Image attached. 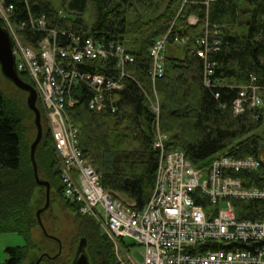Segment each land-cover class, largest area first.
Segmentation results:
<instances>
[{
	"label": "trees",
	"instance_id": "16d2710c",
	"mask_svg": "<svg viewBox=\"0 0 264 264\" xmlns=\"http://www.w3.org/2000/svg\"><path fill=\"white\" fill-rule=\"evenodd\" d=\"M6 3L14 5L12 22L18 28L25 25L19 35L28 47L37 49L44 37L30 23L31 9L35 19H45L48 28L57 32L63 45L73 43L70 37L80 38L82 44L93 38L108 48L120 46L133 58L134 63L127 64L124 72L117 67L115 56L80 66L82 74H100L111 81L125 74L124 85L122 90L105 92L104 108L98 111L90 108L94 91L77 82L72 90L76 103L66 110L78 132L84 160L100 177L102 188L124 204L142 210L150 201L160 164V152L155 148L160 134L167 136V151L182 152L205 174L223 157L262 160L264 0H59L58 7L54 0H40L38 5L25 0ZM90 7L93 19L88 25L84 16ZM193 17L196 24L189 23ZM163 38L167 39L164 74L154 79L151 51ZM179 48L184 49L183 58L169 56V49ZM202 52H206L205 59L200 57ZM20 76L32 85L30 77ZM251 85L260 91L263 106L252 108L254 94L249 91L242 112L236 114V101L243 88ZM18 92L24 99L6 96L0 89V235H22L29 246L8 249L4 264H25L29 257L34 262L42 258L43 264H73L81 239L87 241L90 264H120L115 244L100 221L81 215L80 205L65 197L62 164L45 124L35 160L39 178L51 186L47 212L52 201H58L74 217L76 233L65 258L64 247L60 253L59 243L49 237L43 236L38 244L32 242L33 231L40 228L37 213L46 205V188L38 185L31 159L37 135L35 117L27 107L26 94ZM151 103L158 105V115ZM38 107L45 123L40 101ZM261 162L257 171L226 176L241 179L246 189H263ZM204 203L206 207L207 201ZM233 205L239 220L264 222V202Z\"/></svg>",
	"mask_w": 264,
	"mask_h": 264
},
{
	"label": "built area",
	"instance_id": "2783aa9c",
	"mask_svg": "<svg viewBox=\"0 0 264 264\" xmlns=\"http://www.w3.org/2000/svg\"><path fill=\"white\" fill-rule=\"evenodd\" d=\"M25 1L33 5L40 2ZM13 9L14 5L0 0V19L13 39L18 68L36 78L35 87L53 123V139L64 167L65 195L80 205V213L97 217L118 251L119 243L126 238L142 246L143 260L138 264H264V222L239 220L233 205L238 201L264 202V188L246 189L241 179L226 176L227 173L256 171L260 162L254 158L223 157L205 174L196 170L183 153L167 151V138L160 134L155 143L160 152V164L153 195L142 210L125 206L102 188L100 177L84 160L78 132L68 124L66 110L76 103L72 90L77 82H83L94 91L92 110L101 111L104 108L102 97L113 90L111 80L91 72L82 74L80 66L88 67L115 56L119 60L117 67L124 72L127 64L134 63L133 58L120 46L108 48L93 39H86L82 44L80 38L70 37L73 43L63 45L52 29L50 35H43L35 51L19 39L24 24L21 28L13 22L7 25ZM29 10L30 23L37 31V21ZM165 45L166 39L158 41L152 50L154 79L164 74ZM200 57L205 59L206 52L200 53ZM120 79L124 81L125 74ZM246 96L245 92L241 93L242 99ZM242 99L235 103L237 114L242 112ZM259 104L253 96L252 107ZM152 109L159 114L158 105L152 103ZM100 214L103 221L98 217Z\"/></svg>",
	"mask_w": 264,
	"mask_h": 264
},
{
	"label": "rangeland",
	"instance_id": "374dc122",
	"mask_svg": "<svg viewBox=\"0 0 264 264\" xmlns=\"http://www.w3.org/2000/svg\"><path fill=\"white\" fill-rule=\"evenodd\" d=\"M54 2L56 4V6L58 7L59 6V0H54ZM92 13H93L92 7H90L88 10V13L84 16L85 22L88 25H91V21L93 19ZM174 24H175V22H174ZM2 26H4V24ZM20 38L21 37L19 36V39ZM29 48H32V47L29 46ZM168 54L171 57L181 59L184 56V49L183 48L169 49ZM29 77H30V80L32 81V83L34 84V87H35V85L37 83L36 78L31 76V75ZM0 89L4 92V94L6 96L17 95V96H20L24 99V95L20 94L17 91V89L14 88L10 83L6 82L2 78L1 74H0ZM26 96L27 95H25V100H26ZM41 104H42L43 108L45 109V102L43 101L42 97H41ZM46 117L48 118V121H49L48 125H50V127H51V125L53 126V123H50L49 117L47 115H46ZM67 121L69 122L68 124L71 125L70 127L72 128L73 126L70 123L69 118H67ZM43 124L46 125L47 123H43ZM34 141H35V139H34ZM263 158H264V153H263ZM52 203H53L52 209L49 212H47L44 216L41 217L42 223H43L47 233L55 235L57 238L62 240V243L64 245L63 246L64 247L63 258H65L67 255H69L68 254L69 244L73 240V237L75 236V233H76L75 219L70 212L65 210L60 205V203L58 201L54 200V201H52ZM224 207L226 208V205H224ZM103 231L106 234V236L109 238V240L111 241V239L108 236V234L106 233V231L104 229H103ZM31 240H32V242H34L36 244L40 243L43 240V231L41 228H37L33 231V236H32ZM125 243H126L127 247H130V250H131L130 252L133 256L131 258V255H128V259L130 261L127 262L126 264H138V263H140L143 260L142 254L144 253V248L142 246H139L131 238H127L125 240ZM28 246H29L28 239H26V237H24L22 235H18V234H2V235H0V264H4L8 260V256H7L8 255L7 254L8 249L18 248V247L26 248ZM114 247H115V245H114ZM115 250L118 251V249L116 247H115ZM29 251L31 252L30 253L31 255L36 253L33 250H29ZM118 252L121 255L120 249ZM118 252H117V254H118ZM36 255L39 256V253H36ZM32 258L29 257L28 260L26 259L25 264H30V263L34 262V259H32Z\"/></svg>",
	"mask_w": 264,
	"mask_h": 264
},
{
	"label": "water",
	"instance_id": "95a60500",
	"mask_svg": "<svg viewBox=\"0 0 264 264\" xmlns=\"http://www.w3.org/2000/svg\"><path fill=\"white\" fill-rule=\"evenodd\" d=\"M0 74L6 82L10 83L18 91L23 92L27 95L26 96L27 107L34 114L35 117L34 124L37 129V135L35 141L31 145V159L34 166L35 178L38 185L47 188L46 206L37 213L39 224L44 230V233L47 235L46 230L42 224L41 214L50 208L51 186L49 182L42 181L39 178L37 163L35 160L36 151L39 145L41 144L44 136L42 113L38 107L39 97L34 87L21 78L20 73L18 71V67L16 65V57L13 53L12 39L8 31L2 27L1 22H0ZM50 238L58 241L61 245L60 240H58L57 238L55 237H50ZM86 248H87L86 239H81L79 242L77 255L73 261V264H90ZM61 252L62 251H60V253ZM30 264H43L42 258Z\"/></svg>",
	"mask_w": 264,
	"mask_h": 264
},
{
	"label": "bare ground",
	"instance_id": "6f19581e",
	"mask_svg": "<svg viewBox=\"0 0 264 264\" xmlns=\"http://www.w3.org/2000/svg\"><path fill=\"white\" fill-rule=\"evenodd\" d=\"M35 20L37 21V27L36 28H37V31L38 32L44 33L46 35H50L52 33L51 29L48 28L47 22H46L45 19H35ZM189 23L196 24L197 23V19L194 18V17L193 18H190ZM10 24H12V20L7 25H10ZM88 39L91 40L93 38H88ZM93 41L95 42V39H93ZM78 48L81 50L82 49V46L79 44L78 45ZM99 60H101V59H99ZM111 83H112V86H113V90L114 91L117 90V89L123 88V85H124L122 79H118L117 81L116 80H114V81L112 80Z\"/></svg>",
	"mask_w": 264,
	"mask_h": 264
}]
</instances>
